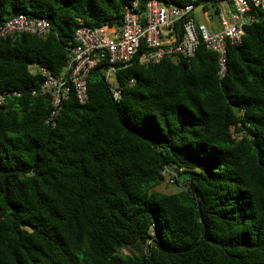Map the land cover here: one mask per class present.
I'll list each match as a JSON object with an SVG mask.
<instances>
[{"label": "trees", "instance_id": "obj_1", "mask_svg": "<svg viewBox=\"0 0 264 264\" xmlns=\"http://www.w3.org/2000/svg\"><path fill=\"white\" fill-rule=\"evenodd\" d=\"M131 1L0 0V23L51 27L0 39V264H264V12L227 47L223 77L200 43L119 69L114 99L100 62L88 101L70 94L46 124L28 66L59 75L79 24L119 26ZM164 168L173 193L158 190Z\"/></svg>", "mask_w": 264, "mask_h": 264}, {"label": "built area", "instance_id": "obj_2", "mask_svg": "<svg viewBox=\"0 0 264 264\" xmlns=\"http://www.w3.org/2000/svg\"><path fill=\"white\" fill-rule=\"evenodd\" d=\"M205 3L197 0L185 4L147 0L140 8L139 2L133 0L124 7L119 26L90 27L80 23L75 29L73 42L68 43L69 54L59 75L35 63L28 66L31 73L41 77L37 93L50 96L51 109L46 124L55 125L63 102L70 94L75 95L81 104L88 101L87 78L100 62L104 64L102 75L109 82L114 99L119 98V90L113 81L119 69L132 63L148 65L162 59L188 58L200 43L216 54L217 73L223 77L227 47L242 44L244 27L255 20V10L264 12V0H220L211 6V10ZM197 5L201 6L204 23L195 22L193 13ZM211 14L219 22L218 30L214 28ZM50 28L45 19L29 18L19 13L0 23V39L18 33L45 37ZM162 173L168 175V183H174L173 171L164 168Z\"/></svg>", "mask_w": 264, "mask_h": 264}, {"label": "rangeland", "instance_id": "obj_3", "mask_svg": "<svg viewBox=\"0 0 264 264\" xmlns=\"http://www.w3.org/2000/svg\"><path fill=\"white\" fill-rule=\"evenodd\" d=\"M200 11H201V6L197 5V7L194 9V13H193V16L195 18V22L196 23H198V22L199 23H204V20L202 19ZM210 18L212 20V23L214 24V28L216 30H218L220 28V25H219L218 20L216 19V16L214 14H211ZM181 184L182 183H179V186H181ZM179 186H177L175 184L167 183L165 181L158 187V190L161 191V192H165V193H173V192L177 191ZM122 252L124 254H134V253H136L133 249H130V248H124V249H122Z\"/></svg>", "mask_w": 264, "mask_h": 264}]
</instances>
